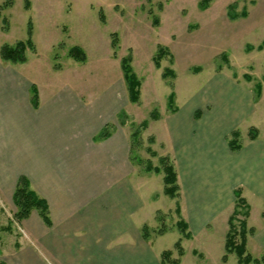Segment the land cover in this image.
I'll return each mask as SVG.
<instances>
[{"label":"rangeland","instance_id":"374dc122","mask_svg":"<svg viewBox=\"0 0 264 264\" xmlns=\"http://www.w3.org/2000/svg\"><path fill=\"white\" fill-rule=\"evenodd\" d=\"M3 2L7 6L0 13V45L24 40L30 21L34 49L27 51L23 63L0 61L22 67L23 73L32 78L38 105L53 94L61 96L72 91L85 104L91 100L94 104H108L99 110L113 116L105 123L101 119L93 142L118 136L125 145L126 168H131L140 182L150 179V198L157 199L156 209L144 225L148 226L150 239L156 240L153 246L161 247V252L169 249L177 258L173 245L180 238L183 255L179 264H238L234 253L227 255L226 262L221 260L230 215L222 212L199 233L188 226L190 237H182L176 227L178 220L186 221L181 208L185 205L181 181L177 178L179 196L170 198L163 193L162 174L147 172L145 166L147 162L158 165V158L165 155L174 162L165 130L179 114L199 122L207 118L222 120L225 127L230 126L225 143L235 130L244 152L255 144H264V45L257 49L264 41V0H211L205 9L200 7L201 0H0V4ZM113 33L116 48L111 45ZM73 46L83 50V61L70 56ZM158 47L164 53L156 66ZM122 58L129 59L140 81L137 102L128 99ZM165 70L172 74L164 77ZM256 83L261 84L258 96ZM172 91L174 112L167 106ZM31 96L29 89L28 98ZM152 113L157 115L155 119ZM105 127L107 137L97 138ZM250 127L256 129V143L249 141ZM136 129L139 132L133 136ZM227 148L232 151L228 144ZM174 166L179 176L175 162ZM234 188H240L243 196L244 186L236 184ZM246 196L247 193L243 197L250 205L249 215L237 218H244L247 227L254 228V233L247 236L246 250L260 259L264 252L256 253L252 241L264 226V208L260 211L261 202ZM15 209L7 192L0 191L1 254L21 246H38L37 238L27 230V218L21 222L12 220ZM253 211L260 218L257 224L249 222ZM6 226L10 231L4 229Z\"/></svg>","mask_w":264,"mask_h":264},{"label":"crops","instance_id":"0c3cea01","mask_svg":"<svg viewBox=\"0 0 264 264\" xmlns=\"http://www.w3.org/2000/svg\"><path fill=\"white\" fill-rule=\"evenodd\" d=\"M31 80L22 67L0 61V191L12 199L18 177L26 176L46 199L52 224L45 225L32 212L25 223L38 246L3 250L0 262L160 264L162 248L141 234L156 209L150 179L142 180V187L126 168L125 145L118 136L93 142L101 119L105 123L113 116L99 110L108 104H85L72 91L53 94L34 107L28 98ZM172 119L165 131L190 229L199 233L222 212L229 216L236 184L244 186L243 196L261 202L263 210L264 144L229 151L224 140L230 126L222 120L199 122L180 114ZM249 141L256 143V138ZM258 216L251 212L249 222L257 224ZM254 240L256 253L264 252L263 225Z\"/></svg>","mask_w":264,"mask_h":264},{"label":"trees","instance_id":"16d2710c","mask_svg":"<svg viewBox=\"0 0 264 264\" xmlns=\"http://www.w3.org/2000/svg\"><path fill=\"white\" fill-rule=\"evenodd\" d=\"M211 0H201L200 7L205 9ZM7 6L6 2L0 4V13L1 10ZM7 25V21L4 20ZM6 27V26H5ZM32 25L31 22L28 21L27 29H26V38L24 40H19L14 44H2L0 45V60L3 62L10 63H23L26 60V53L28 50L34 49L33 41H32ZM111 45L113 48L117 46V37L112 34ZM264 45V41L260 45L257 46V49H261ZM251 49V47H249ZM164 51L162 47H158L157 54L154 58V63L156 66H159V61L163 55ZM69 54L73 58L83 61L85 59V54L83 50L78 46H73L69 49ZM121 67L123 70V77L126 83V88L128 92V99L131 102H137L139 97V88L140 81L133 72L129 59L122 58L121 59ZM172 72L170 70H165L163 76L166 77L167 74ZM255 88L257 89L256 95H260L261 84L256 83ZM31 101L34 107H37L38 102V92L34 86L31 87ZM174 92H170L167 97V106L169 107L171 112L176 111V107H174ZM156 114L152 113L153 119L156 118ZM121 124L123 122L121 121ZM142 127L145 126V122H143ZM139 130L136 129L132 135L136 136ZM109 132L106 127L99 131L97 138H105ZM257 136L256 129L254 127H250L248 129V137L253 140ZM238 132L233 130L231 132V138L228 139V147L230 150L235 151L241 148L238 144ZM152 154L153 151L149 150ZM159 164L153 166L150 162L146 163L145 170L147 172H154L156 174H162V182H163V193L170 198H177L179 196V185L177 183V173L175 170V166L172 160L168 158V156H160L158 158ZM234 193V203L232 212L228 218V231L225 235L224 241V250L225 253L222 256L221 260L226 262L227 255L229 253H234L237 258L238 264H264V256L260 259L252 257L246 250L247 236L248 234L254 233V228L247 227L246 220L243 218L239 220L237 218L238 215H243L244 217H248L250 211V205L242 196V191L240 188H236L233 191ZM12 202L15 206V211L13 212L12 220L17 222H21L22 220L29 217L33 210L37 211L42 221L47 226H51V218L49 213V207L46 199L39 195L31 186L30 181L24 175L18 177L17 182L15 184V188L12 193ZM175 212L179 213V203H176ZM264 218V213H263ZM238 219V220H237ZM237 220V221H236ZM176 227L179 233L184 238H189L190 233L187 230L188 225L186 221L180 219L176 222ZM4 229L10 231V227L6 226ZM158 232L157 234H160ZM141 234L144 240H148L150 238V234L148 233V226L143 225L141 227ZM173 247L177 250V258L172 257V251L169 249L163 250L160 253V264H179V257L183 255V248L181 246L180 238L175 241ZM0 264H3L0 262Z\"/></svg>","mask_w":264,"mask_h":264}]
</instances>
